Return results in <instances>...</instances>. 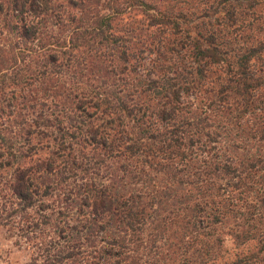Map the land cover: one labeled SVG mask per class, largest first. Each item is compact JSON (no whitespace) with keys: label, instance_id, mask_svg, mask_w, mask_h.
<instances>
[{"label":"trees","instance_id":"obj_1","mask_svg":"<svg viewBox=\"0 0 264 264\" xmlns=\"http://www.w3.org/2000/svg\"><path fill=\"white\" fill-rule=\"evenodd\" d=\"M0 230L25 264H264V0H0Z\"/></svg>","mask_w":264,"mask_h":264},{"label":"rangeland","instance_id":"obj_2","mask_svg":"<svg viewBox=\"0 0 264 264\" xmlns=\"http://www.w3.org/2000/svg\"><path fill=\"white\" fill-rule=\"evenodd\" d=\"M27 260V252L15 247L0 230V264H25Z\"/></svg>","mask_w":264,"mask_h":264}]
</instances>
